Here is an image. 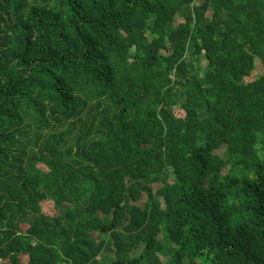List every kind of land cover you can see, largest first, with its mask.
<instances>
[{
  "label": "trees",
  "instance_id": "1",
  "mask_svg": "<svg viewBox=\"0 0 264 264\" xmlns=\"http://www.w3.org/2000/svg\"><path fill=\"white\" fill-rule=\"evenodd\" d=\"M256 62L264 0H0V264H264Z\"/></svg>",
  "mask_w": 264,
  "mask_h": 264
},
{
  "label": "rangeland",
  "instance_id": "2",
  "mask_svg": "<svg viewBox=\"0 0 264 264\" xmlns=\"http://www.w3.org/2000/svg\"><path fill=\"white\" fill-rule=\"evenodd\" d=\"M255 70L258 74H263L264 73V67H262L261 64H259V62H256V65H255ZM228 167H225L224 170H223V173L221 176H223L225 173L228 172ZM232 200V199H231ZM43 210H48V212H51L52 213V206H51V203L48 202L43 208ZM32 219H33V216H29L27 217L25 220H23L24 223L26 224H30L32 222ZM144 251V246L143 245H140L138 248H136L135 250H133L131 252V257L133 258H137L140 256V254ZM199 261L202 263L203 262V259H199ZM205 262V261H204Z\"/></svg>",
  "mask_w": 264,
  "mask_h": 264
}]
</instances>
